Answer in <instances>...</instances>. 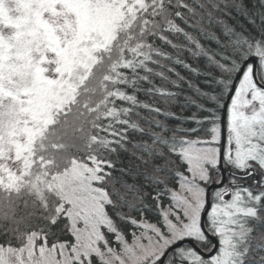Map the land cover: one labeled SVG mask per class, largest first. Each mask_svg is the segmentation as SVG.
I'll return each instance as SVG.
<instances>
[{
  "label": "snow or ice",
  "instance_id": "6c2138e0",
  "mask_svg": "<svg viewBox=\"0 0 264 264\" xmlns=\"http://www.w3.org/2000/svg\"><path fill=\"white\" fill-rule=\"evenodd\" d=\"M0 264H264V0H0Z\"/></svg>",
  "mask_w": 264,
  "mask_h": 264
}]
</instances>
